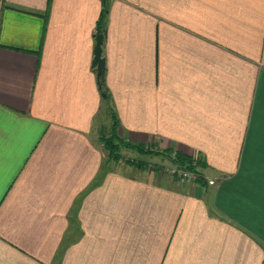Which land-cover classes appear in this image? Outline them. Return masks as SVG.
<instances>
[{
  "label": "crops",
  "instance_id": "0c3cea01",
  "mask_svg": "<svg viewBox=\"0 0 264 264\" xmlns=\"http://www.w3.org/2000/svg\"><path fill=\"white\" fill-rule=\"evenodd\" d=\"M105 3L117 134L206 182L107 161ZM0 264H264V0H2Z\"/></svg>",
  "mask_w": 264,
  "mask_h": 264
},
{
  "label": "trees",
  "instance_id": "16d2710c",
  "mask_svg": "<svg viewBox=\"0 0 264 264\" xmlns=\"http://www.w3.org/2000/svg\"><path fill=\"white\" fill-rule=\"evenodd\" d=\"M107 14V7L106 3L101 10V14L99 17V21L97 24V34L104 33V21ZM97 84L101 99L104 101L107 112L110 113L111 117V124H110V131L108 135L100 134L99 138L103 142L104 147L107 151V161H119L121 159L120 149L121 147H126L129 149H135L139 153H146L148 150L140 146L139 144H132L131 142L124 140L121 136H119L116 132L118 126V120L116 114L114 113L113 109L110 106V94L108 92L107 86L104 80V70L97 74ZM166 154L170 155V150L164 151ZM173 163H177L184 168L194 170L195 166L192 165L193 156L182 154L179 152H174V156L170 158ZM127 163L134 164L136 167H141L140 163L135 160H125ZM196 165L200 167H204L206 164L204 163L203 159L197 156ZM203 179L199 174L197 181L201 182Z\"/></svg>",
  "mask_w": 264,
  "mask_h": 264
},
{
  "label": "rangeland",
  "instance_id": "374dc122",
  "mask_svg": "<svg viewBox=\"0 0 264 264\" xmlns=\"http://www.w3.org/2000/svg\"><path fill=\"white\" fill-rule=\"evenodd\" d=\"M111 122L112 121H111L110 113L106 112L104 122L101 123L100 134L108 135V133L110 131ZM132 144H134V143H132ZM145 149L148 150L146 153H139L135 149H129L126 147H121V149H120L121 159L119 161L108 160V162L110 164L113 163V164L120 165V166H124V165L134 166L135 168H138L141 170H153V171L157 172L158 174H161L162 176H164L166 178H169V179L175 180V181H179V182L190 181V182L195 183V182H197V178H198L199 174L201 175V177L203 179L202 181H204V182L207 181L202 176V174L200 173L201 167L196 165L197 156H193V161L191 163L192 165L195 166L194 170H191V169L187 170V168H184L183 166H180L177 163L172 162V160L170 158L174 156V152L173 153L170 152V155H168L164 151L156 152V151H153L151 148H145ZM106 153H107V151H106ZM156 154L158 155V157L154 156ZM125 160L138 161L140 163L141 167H139V166L136 167L134 164L127 163V161H125ZM168 168H174L175 170L178 168L179 169L182 168V170L185 169L186 171H188V173H191L190 171H192L195 174V178H192V177L187 178V177H185L186 175H178L177 171H174V172L167 171V170H169Z\"/></svg>",
  "mask_w": 264,
  "mask_h": 264
},
{
  "label": "water",
  "instance_id": "95a60500",
  "mask_svg": "<svg viewBox=\"0 0 264 264\" xmlns=\"http://www.w3.org/2000/svg\"><path fill=\"white\" fill-rule=\"evenodd\" d=\"M103 34L98 33L96 35V42L93 52V59L96 61L97 74L103 70L104 58L101 56V43H102Z\"/></svg>",
  "mask_w": 264,
  "mask_h": 264
},
{
  "label": "built area",
  "instance_id": "2783aa9c",
  "mask_svg": "<svg viewBox=\"0 0 264 264\" xmlns=\"http://www.w3.org/2000/svg\"><path fill=\"white\" fill-rule=\"evenodd\" d=\"M1 4H2V0H0V5ZM168 169L169 170H167V171H170V172L177 171L178 175H186L185 177H187V178H190V177L195 178V174L192 171H190L191 173H188V171H186L185 169L182 170V168L181 169L178 168L176 170L174 168H168ZM210 182H212V180H210Z\"/></svg>",
  "mask_w": 264,
  "mask_h": 264
}]
</instances>
